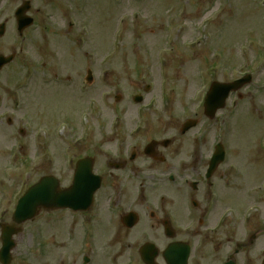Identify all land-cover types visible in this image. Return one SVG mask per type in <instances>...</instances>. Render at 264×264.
<instances>
[{
  "label": "rangeland",
  "instance_id": "1",
  "mask_svg": "<svg viewBox=\"0 0 264 264\" xmlns=\"http://www.w3.org/2000/svg\"><path fill=\"white\" fill-rule=\"evenodd\" d=\"M119 1L121 3L116 4L114 0H86L79 10H48L50 18L33 29L30 43L32 50L38 52L39 64L49 68L39 74L37 88L41 85L47 88L52 83L53 72L61 73L63 78L67 75L75 77L77 81L84 75V68H94L96 73L99 68H107V75H98L104 78L100 89L111 90L104 102L96 101L99 108L90 119L91 130H95L91 141L100 142L108 132L113 116L118 113L116 109L132 106L129 95L138 88L149 85L151 90L154 89L145 96L148 101L155 98L159 85L163 83V90L168 88V94L172 93L170 101L173 102L172 110L163 114V126H180L184 122L179 119L182 107L190 111L204 85L212 81L228 82L248 72L252 81L239 91L242 99L237 102L239 110L234 114L235 111L230 112L227 108L234 101L231 98L219 112L221 118L218 122L199 116L198 125L192 131L197 133L205 129L203 136L207 144L199 141L200 147L210 146L220 138L226 139L227 131L231 130V147L255 148L264 134V0ZM70 21L75 23L71 29L68 28ZM117 40L120 44L115 47ZM163 60L167 63L165 68ZM37 88L36 92L41 93L38 95L40 116L34 120L33 115V122L51 128L48 129L50 133L58 123L56 119L63 114H72L85 101L77 91H74L75 102L68 103L70 90L61 92L55 86L54 93H50L47 89ZM91 90H94L93 86ZM115 94H120V101L113 100ZM27 95L28 92L25 93L28 103ZM156 97L159 99L158 95ZM131 111L126 115L128 123L136 119L134 109ZM77 116L78 113L67 118L71 130L61 141L53 142L50 149L57 144L62 147L74 129L80 131ZM260 119L261 125L258 124ZM5 133L14 135V130ZM24 137L23 155L33 161L36 157L34 151L39 149L34 147L31 133ZM106 145L113 146L114 142L106 140ZM246 156L253 164L248 152ZM237 158L239 160L240 156ZM259 158L264 159V155ZM61 167L59 162L57 168ZM44 171L42 168L39 174ZM255 173L254 168L246 170L248 178ZM29 178L32 182L36 176L28 173L24 177L25 180ZM232 194L235 193L232 191ZM234 200L229 198L225 202ZM58 226L62 227L63 244L69 242L66 221H58ZM48 238L47 232V237L41 239L47 244L42 258L34 257L25 239L19 240L13 252L15 260H21L23 264H53L55 254L58 255L64 247L55 250L54 256L49 254Z\"/></svg>",
  "mask_w": 264,
  "mask_h": 264
},
{
  "label": "flooded vegetation",
  "instance_id": "2",
  "mask_svg": "<svg viewBox=\"0 0 264 264\" xmlns=\"http://www.w3.org/2000/svg\"><path fill=\"white\" fill-rule=\"evenodd\" d=\"M0 46L3 47L4 42ZM160 135L150 156L144 153L143 148L135 147L130 151L119 147L116 153L122 164L116 178H121L120 174L127 170L136 171L137 164L147 163L158 170L159 179L154 176V180L159 185L154 183L151 189L156 193L153 199H140L147 190L132 177L118 179L119 183L113 189L118 206L141 211L148 209V204H153L157 212L137 214L138 222L131 228L121 224L120 218L124 214H106V223L111 224L106 227L102 225L103 214H95L91 233L95 256H100L103 250L122 252L138 249L145 243H153L163 252L175 241L190 244L197 252L198 262L208 260L203 264H223L232 257L236 264H261L264 260V214L260 229L252 218L249 225L243 222V214H228L221 218L226 209L239 212L244 198L241 186L232 189L231 171L225 170V166L231 168L232 165L224 162L220 165L223 168L216 169L207 178L210 155L203 156L199 147L191 152L182 151L183 146L173 150L163 148V132ZM77 159L69 158V165ZM93 159L94 164H109L102 153L95 154ZM187 177L189 182L185 179ZM229 198L236 200L234 203L225 202ZM165 223L171 226L172 239L167 237ZM121 254L115 257H121ZM158 262L164 264L162 258Z\"/></svg>",
  "mask_w": 264,
  "mask_h": 264
},
{
  "label": "water",
  "instance_id": "3",
  "mask_svg": "<svg viewBox=\"0 0 264 264\" xmlns=\"http://www.w3.org/2000/svg\"><path fill=\"white\" fill-rule=\"evenodd\" d=\"M29 198L32 199L33 197L29 196ZM63 200L66 203L69 202V197H68V195L66 193L63 194Z\"/></svg>",
  "mask_w": 264,
  "mask_h": 264
}]
</instances>
